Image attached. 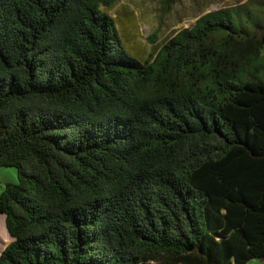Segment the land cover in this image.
Masks as SVG:
<instances>
[{"label":"trees","instance_id":"1","mask_svg":"<svg viewBox=\"0 0 264 264\" xmlns=\"http://www.w3.org/2000/svg\"><path fill=\"white\" fill-rule=\"evenodd\" d=\"M123 1L0 0V264L264 262V0L145 60Z\"/></svg>","mask_w":264,"mask_h":264},{"label":"rangeland","instance_id":"2","mask_svg":"<svg viewBox=\"0 0 264 264\" xmlns=\"http://www.w3.org/2000/svg\"><path fill=\"white\" fill-rule=\"evenodd\" d=\"M242 0H176L171 11L165 13V5L154 0L123 1L112 11L119 36L130 52L140 55L139 59L157 52L162 44L180 30L191 27L201 16L225 7L240 4ZM159 30L156 43L151 37ZM15 168L0 170V193L7 184H18ZM6 228V218L0 215V254L12 244ZM261 263V262H260Z\"/></svg>","mask_w":264,"mask_h":264},{"label":"crops","instance_id":"3","mask_svg":"<svg viewBox=\"0 0 264 264\" xmlns=\"http://www.w3.org/2000/svg\"><path fill=\"white\" fill-rule=\"evenodd\" d=\"M248 0H242V2L241 3H245V2H247ZM261 262V263H260ZM258 261V260H255V261H252V262H250L249 264H264V262H262V261Z\"/></svg>","mask_w":264,"mask_h":264}]
</instances>
